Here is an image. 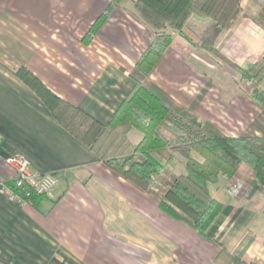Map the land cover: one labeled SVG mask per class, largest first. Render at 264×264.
Instances as JSON below:
<instances>
[{"label":"crops","instance_id":"crops-1","mask_svg":"<svg viewBox=\"0 0 264 264\" xmlns=\"http://www.w3.org/2000/svg\"><path fill=\"white\" fill-rule=\"evenodd\" d=\"M134 1L122 0L84 45L109 0H0V188L12 178L4 157L13 152L57 179L52 199L31 196L28 204L0 189V264H223L222 247L264 264V180L251 168L242 164L232 177L208 183L223 208L205 238L99 162L23 80L27 73L107 122L131 90L129 72L152 36ZM241 13L230 29L212 31L211 45L248 70L264 52V0H242ZM177 42L188 44L174 37L150 79L224 134L264 137V111L244 87H219L196 53L178 52ZM176 172H184L182 164ZM231 180L243 183L240 197L225 193Z\"/></svg>","mask_w":264,"mask_h":264},{"label":"trees","instance_id":"trees-1","mask_svg":"<svg viewBox=\"0 0 264 264\" xmlns=\"http://www.w3.org/2000/svg\"><path fill=\"white\" fill-rule=\"evenodd\" d=\"M121 1L109 0L81 38L84 45L91 42ZM134 3L143 11L153 35L129 72L131 90L107 122L63 101L35 77H26L27 73L22 77L51 115L99 162L155 197L161 211L211 239L208 230L223 203L211 195L208 183L217 184L232 177L242 164L251 168L257 179L264 180V137L224 134L194 110L174 100L150 75L173 43V33L196 47L195 38H207L213 28L228 30L237 22L242 16V0H135ZM201 43L209 44L204 39ZM208 47L228 62L218 49ZM234 66L241 78L252 84L250 90L243 92L264 111V52L248 70ZM132 129L141 134L134 144L127 136ZM178 163L183 165L184 172H176ZM36 197L32 194L33 199ZM220 256L226 259L223 264H255L241 261L224 247Z\"/></svg>","mask_w":264,"mask_h":264},{"label":"built area","instance_id":"built-area-1","mask_svg":"<svg viewBox=\"0 0 264 264\" xmlns=\"http://www.w3.org/2000/svg\"><path fill=\"white\" fill-rule=\"evenodd\" d=\"M5 163L12 169V178L1 185V192L9 199L19 203L31 202L32 194L40 197L53 198V189L57 179L53 173L41 172L31 167L30 160L23 154L13 152L4 157ZM16 189H21L17 191ZM243 183L231 180L225 187V193L233 198L240 196Z\"/></svg>","mask_w":264,"mask_h":264},{"label":"rangeland","instance_id":"rangeland-1","mask_svg":"<svg viewBox=\"0 0 264 264\" xmlns=\"http://www.w3.org/2000/svg\"><path fill=\"white\" fill-rule=\"evenodd\" d=\"M135 7L137 10V13L139 14V17L143 19L145 26H149L148 22L144 21L146 20L143 18L145 17L144 13L143 11L139 9L137 3L135 4ZM216 29L218 28H213L212 31ZM212 31L210 35L207 36V38H202V39L195 38L194 42H196L198 45L196 47L195 46L188 47L189 44L185 45V43L177 42L175 43V49L179 52L181 48V51L184 54L187 53L189 50L195 52L197 57L199 58V60H197V62L200 64L199 67H202L203 71L207 72L206 75H209V78L211 80L213 79L217 85H220L219 87H244V90L246 91L250 90V87H252V84L241 78L240 72L234 66L236 64L233 63L232 60L230 61L228 58H226L228 62H225L220 57H218L215 53H213L212 50H210V48L208 47L209 45L212 44V38L214 37V35H212ZM173 35L174 37H176V39L180 38L179 36H176L174 33ZM203 39L207 41V44L209 43L208 46L207 45L203 46V44L201 43ZM205 65L207 69L205 68ZM231 69H233V71ZM209 70H212L214 72H211ZM140 137H141V134L137 130H132L129 133V139L132 142L138 141ZM222 259H225V258H222Z\"/></svg>","mask_w":264,"mask_h":264}]
</instances>
